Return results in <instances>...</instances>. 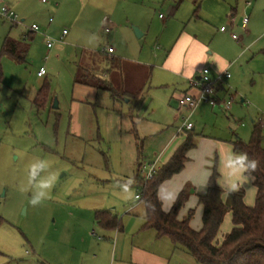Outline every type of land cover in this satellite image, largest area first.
<instances>
[{
	"label": "rangeland",
	"instance_id": "1",
	"mask_svg": "<svg viewBox=\"0 0 264 264\" xmlns=\"http://www.w3.org/2000/svg\"><path fill=\"white\" fill-rule=\"evenodd\" d=\"M192 1L183 0L174 16L186 17ZM169 3L171 0H0V6L6 5L18 15L16 22L0 16V47L6 35L19 39L32 23L39 27L24 40V61L1 57L0 264H52L54 260L76 264L79 255L88 258L85 264H90L91 255L96 256L97 264H111L113 259V264H120L119 251L129 258L131 239L148 233L137 232L136 227L129 233L103 229L96 224L94 212L112 211L123 225L128 215L141 218L144 207L134 197L139 194L135 182L130 193L124 192L123 185L133 180L137 163L160 165L167 160L171 147L162 148V142L172 133L176 139L184 134L185 129L178 131L177 127L188 110L172 120L170 110L174 112L177 107L169 101L170 86L149 87L143 99H113L105 90L74 83V74L84 52L101 51L107 45L114 48L115 56L130 63H160L162 52L182 26L166 11ZM135 28L142 35H137ZM63 29L66 34L59 40ZM45 36L51 39L49 48ZM39 67L45 70L42 76L36 75ZM44 79L49 98L37 109L32 101ZM247 80L243 81L245 88L249 87ZM232 98L227 109L205 102L187 119L193 126L194 153L201 155L210 145L211 152L191 156L186 174L196 177L200 167L214 168L216 183L228 196L232 181L225 167L226 157L215 148V140L228 149L235 138L248 141L251 118L255 117L249 100L241 102L238 95ZM158 121L164 124V133ZM201 137L207 140L201 143ZM40 162L47 167H39ZM32 164L38 167L30 178ZM51 177L55 179L50 191L39 187ZM239 190L243 202L253 204L252 181ZM42 192H48L46 198ZM32 197L40 200L35 206L30 202ZM134 202L136 207L127 209ZM230 228V214L226 212L217 238L220 240Z\"/></svg>",
	"mask_w": 264,
	"mask_h": 264
},
{
	"label": "crops",
	"instance_id": "2",
	"mask_svg": "<svg viewBox=\"0 0 264 264\" xmlns=\"http://www.w3.org/2000/svg\"><path fill=\"white\" fill-rule=\"evenodd\" d=\"M181 2L183 0H171L166 11L171 16L176 15ZM14 3L17 5V2ZM8 5L11 6L13 3L10 2ZM191 6L188 14L189 10L186 11V17L185 14L182 17H173L182 26L175 38L168 42L166 51L162 52L160 63L148 64L145 60L130 63L124 57L115 56L113 48L111 53H107L104 49L101 50L103 51L102 55H100L101 51L84 52L82 59L80 58V61L76 63V69L78 63H81V67L105 78L119 90L131 93L127 97H133L136 100L143 99L144 95L147 96L145 89L148 90L149 87L170 86L169 101L174 102L177 107V110L173 109L174 112L170 110L172 120L177 118L179 113L187 111L185 106L179 105V99L187 93L197 94V85L196 83L192 84V79L199 78L202 68L207 67L211 77H214L218 72L227 70L231 74L224 79L226 82L223 80L215 93L216 96L223 97L230 94L231 96H240L241 102L245 99L249 100L251 102L249 110L255 116L251 118V121L255 120L264 113V0H193ZM244 16L247 17L246 22L243 21ZM222 26H224V30H221ZM232 34L236 36L233 37ZM103 55L108 58H104ZM157 56L154 54L155 58ZM247 78L250 80L249 87L245 88L243 81H248ZM204 103H199L194 111L196 108L204 107ZM130 117L133 119V115ZM157 123L161 133H164V128H161L164 124L161 121ZM190 129L192 131L193 126ZM175 137L177 135L172 133L162 142V148L168 144L171 147L166 159L182 141L184 134L177 139ZM205 140L207 139L201 137L199 142L202 143ZM215 142V148L221 149L224 157H227L231 146L228 149V147L220 145L219 140H215ZM199 146L201 145L199 144ZM210 148L211 145L205 152H201V155L194 153L196 147L190 148L186 152L187 159L183 168L165 179L157 189V196L164 211L170 209L182 188L187 189L188 196L178 211L177 218H183L192 209L194 215L192 214L189 225L195 230L201 227L202 205L198 202V196L205 193L211 170L208 167H200L196 177L187 175L186 171L191 163V156L194 157V154L195 158L203 156L208 151L211 152ZM135 198L141 200L140 197ZM228 198V194L223 193L224 202H227ZM141 202L144 207L142 200ZM137 204L134 202L127 209L132 210ZM144 214L145 207L140 219L137 217L138 219L135 220L131 215H128L124 225L121 224V229H117L129 233L136 227L137 232L138 229L140 232H144V230L148 232L140 235L135 241L131 239L132 247L129 258H125L124 253L119 251L118 262L120 264H194L192 256L185 249L174 245L167 236L158 237L154 229L142 228ZM133 233L136 234V231ZM116 239H119V233L116 234ZM115 243L112 245L113 253L115 252ZM89 258L92 260L90 264H97L95 255H91ZM87 259L79 255L75 263L85 264ZM54 263L73 264L66 260H54L52 264Z\"/></svg>",
	"mask_w": 264,
	"mask_h": 264
},
{
	"label": "trees",
	"instance_id": "3",
	"mask_svg": "<svg viewBox=\"0 0 264 264\" xmlns=\"http://www.w3.org/2000/svg\"><path fill=\"white\" fill-rule=\"evenodd\" d=\"M33 31L24 33L20 39L6 35L0 47V82L2 80V55H8L18 62L24 61L27 44L24 40ZM103 51L100 52V55ZM104 56V55H103ZM104 58H108L104 56ZM112 59V58H111ZM74 74V83L84 84L107 91L113 99L130 96L131 93L116 88L105 78L81 67ZM221 83L215 87L217 91ZM48 83L44 79L33 104L38 109L48 100ZM219 100L220 98L216 96ZM134 124V122H132ZM191 129L184 131V138L175 148L170 157L161 163L150 179L145 180L139 174L142 163H137L133 180L139 190V197L144 203L145 214L142 228L154 229L156 236H167L174 245L184 248L198 264H264V147L262 146L263 122L256 118L252 121V130L248 141L235 138L230 141L231 150L246 152L251 159L258 161V167L252 175L255 188L253 204L243 202L241 190L230 192L227 202L222 199L223 190L216 183L218 173L211 171L204 194L198 196L202 205L201 227L198 230L189 225L193 214L190 209L187 214L177 218L178 211L183 206L188 191L182 188L170 209L164 211L157 196L159 185L174 173L180 171L186 161V152L194 146ZM226 212L230 214L231 228L219 240V228ZM94 219L98 226L104 229H121V223L109 210H95Z\"/></svg>",
	"mask_w": 264,
	"mask_h": 264
},
{
	"label": "built area",
	"instance_id": "4",
	"mask_svg": "<svg viewBox=\"0 0 264 264\" xmlns=\"http://www.w3.org/2000/svg\"><path fill=\"white\" fill-rule=\"evenodd\" d=\"M42 2H44L45 0H41ZM0 16L4 17V18H8L11 19L12 21L16 22L18 21V15L15 13V11H13L10 7L6 6V5H2L0 6ZM49 20H51V18H49ZM247 17L244 16L243 17V21L246 22ZM22 21V19H21ZM109 29V26L106 27V30ZM29 30L33 31V32H38L39 31V27L37 24L32 23L29 26ZM221 30H224V26L221 27ZM66 34V30L63 29L61 34L59 35L58 39L61 40L63 38V35ZM233 37H235V34H232ZM46 41H45V45L46 47H51L52 46V42L51 39L48 36H45ZM104 50L107 53H111L113 51L112 46L108 45L104 48ZM45 73V70L43 67H39L38 71H37V75L41 76ZM230 74L227 70L225 71H221L218 72L214 77H211L209 74V70L207 67L202 68L201 73L199 75V78L196 80L195 78L192 79V84L197 85V94H185L183 95V97H181L179 99V105L180 106H185L188 110V114L185 116L184 121L181 123V125L179 126V128L177 129L178 131H183L188 130L192 127L191 123L187 120L192 112L194 111L195 107L201 103V102H206L208 103L210 106L215 107L217 104L224 107V108H229V106L231 105L232 102V96H230L229 99H222V100H218L216 98V90L215 87L218 83H222L223 80L227 77H229ZM259 120H261L263 122V130H264V113H262L259 117ZM158 167V165H156V163H150L148 165L142 164L140 169H139V174L141 177H143L145 180L150 179L153 175V173L155 172L156 168ZM135 197H139L138 194L135 195Z\"/></svg>",
	"mask_w": 264,
	"mask_h": 264
},
{
	"label": "clouds",
	"instance_id": "5",
	"mask_svg": "<svg viewBox=\"0 0 264 264\" xmlns=\"http://www.w3.org/2000/svg\"><path fill=\"white\" fill-rule=\"evenodd\" d=\"M37 167V164H32L30 166V178L36 175ZM39 167L45 168L47 166L44 162H40ZM225 167L228 169V175L232 181L228 191L235 192L238 191L243 184L250 183L255 179L252 173L256 171L258 167V161L251 159L246 152L230 150L225 160ZM54 179L55 177H51L48 180L42 181L39 187L48 189V191H50L51 187L53 186ZM132 183H134V181L131 179L126 181V183L123 185L124 192L130 193V187ZM47 194L48 192H42L40 195L46 198ZM30 202L33 206H35L40 202V200L37 197H32Z\"/></svg>",
	"mask_w": 264,
	"mask_h": 264
},
{
	"label": "water",
	"instance_id": "6",
	"mask_svg": "<svg viewBox=\"0 0 264 264\" xmlns=\"http://www.w3.org/2000/svg\"><path fill=\"white\" fill-rule=\"evenodd\" d=\"M135 31H136V33H137V35H140L141 34V32L140 31H138V29L137 28H135ZM54 102V107L57 105V103H56V101L54 100L53 101Z\"/></svg>",
	"mask_w": 264,
	"mask_h": 264
}]
</instances>
